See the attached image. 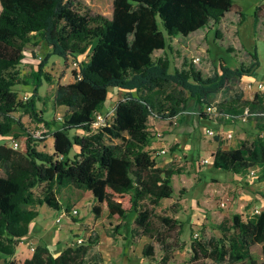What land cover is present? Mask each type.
I'll list each match as a JSON object with an SVG mask.
<instances>
[{"label": "trees", "instance_id": "trees-1", "mask_svg": "<svg viewBox=\"0 0 264 264\" xmlns=\"http://www.w3.org/2000/svg\"><path fill=\"white\" fill-rule=\"evenodd\" d=\"M233 7V0H113L108 16L92 12L79 0H0V135L12 132L14 125L23 126L12 114L19 107L44 121L38 117L35 99L43 80H52L43 70L50 56L76 63L71 70L73 81L57 83L54 91L55 105L66 110L52 132V152L37 149L26 129L24 134H13L14 139L20 138L19 148L8 141L0 143V259L4 264H16V246L30 233V222L38 215L33 207L46 204L62 209L54 189L67 184L91 192L96 217L106 215L124 224L129 218V232L156 239L154 207L172 197V177L179 170L159 166L151 155L149 118L173 120L186 105V92L199 103H208L234 77L250 76L257 61L254 55L249 66L221 65L219 73L204 76L193 66L171 69L166 55H153L170 49L177 35L188 36L210 22L220 23ZM261 10L264 3L255 9V25ZM237 14L243 20V12ZM35 39L49 50L30 76L21 77L16 67L25 57L26 45ZM31 83L32 96L22 102L14 86ZM111 88L125 94L114 106L111 122L94 128L95 114ZM242 101V107L264 112V93ZM231 109L225 112L242 111ZM263 131L264 123L249 143L227 149L217 146L212 166L236 174L256 168L259 181L264 182ZM39 186L41 196L33 190ZM157 218L168 229L181 225L176 218ZM217 227L219 238L191 241L193 259L258 264L250 249L261 244L264 256V210L246 218L233 213ZM91 243L67 245L57 254L49 244L39 243L20 264H86ZM153 252L151 242L142 248L145 256Z\"/></svg>", "mask_w": 264, "mask_h": 264}, {"label": "rangeland", "instance_id": "rangeland-1", "mask_svg": "<svg viewBox=\"0 0 264 264\" xmlns=\"http://www.w3.org/2000/svg\"><path fill=\"white\" fill-rule=\"evenodd\" d=\"M79 1L92 12L111 15L113 0ZM262 1L233 0V10L227 12V16L220 23L210 22L205 28L188 36L177 35L170 41L171 48L154 52V58L166 55L170 59L171 69L193 66L204 76H212L220 72L221 65L231 69L242 65L249 66L255 61L256 55L257 64L254 65L250 76L234 77L224 89L208 98V101L222 112L233 106H241L243 93L246 91H252L253 94L264 93V10L259 11L258 25L254 22L255 9ZM237 8L243 12V20H240L236 13ZM48 50V46L38 39L27 44L25 57L16 67L20 76H30ZM195 56L200 59H194ZM82 59L86 57L83 56ZM74 67L70 60L66 64L58 55L50 56L43 70L49 73L52 80H43L35 99L38 117L44 121H39L19 107L12 114L23 126L14 125L12 132L0 135V143L8 141L10 144L15 140V132L24 134L28 131L35 134L32 139L37 149L52 152V132L60 126L61 117L66 110L65 106L55 105L54 91L57 83H68L74 79L71 72ZM257 82L263 84L262 89H257ZM14 88L22 102L31 98L32 83L19 84ZM170 90L171 88L167 92ZM124 94L123 90L109 89L107 98L98 111L108 118L107 122L112 120L114 106ZM239 94H242L240 99H234ZM248 94H245L246 98ZM24 96L27 99H24ZM185 96L186 105L176 119L169 120L155 115L148 121V128L152 133V141L148 147L151 155L159 166L179 170V173L172 177V197L162 199L154 207L153 225L156 239L129 232L128 229L132 227L129 218L124 224L117 223L106 215L102 218L96 217L92 211L94 202L91 192L67 184L56 186L54 189L62 209H53L46 204L33 207L38 215L30 222V233L16 246V252L28 251L29 247L36 246L37 243H47L51 244L52 251L57 254L78 236L82 237L84 242L92 240L86 264H234L228 260L219 263L209 258L193 259L191 241L197 238L207 242L219 238L221 232L217 227L218 223L231 218L233 213L240 212L246 218L252 213L258 214L264 210V182L259 181L258 170L254 176L236 174L214 168L210 160L217 146L227 149L238 147L242 142H251L259 132L260 124L264 123V118H251L242 122L218 116L215 119L206 115L200 116L203 105L190 97L188 92ZM45 121L51 124L50 127ZM209 129L213 130L217 137L208 135ZM227 131L233 134L230 139L223 138ZM74 132L82 133L80 130L71 131ZM262 134L264 135V131ZM16 140L20 142V138ZM162 148L166 150L163 154L159 153ZM74 151L75 149L71 150L70 156ZM203 159L209 161L204 162ZM33 190L35 195H42L40 186ZM75 208L78 213L72 216L71 210ZM256 208L258 212L255 211ZM62 211H65L67 217L57 222L56 218ZM157 215L176 218L181 225L168 229ZM33 239L37 241L29 244ZM148 242L154 247L151 256L142 253L143 246ZM250 251L258 264H264L261 244L253 245ZM23 256L22 253L18 256L15 254L14 262L21 263ZM4 262L1 258L0 264Z\"/></svg>", "mask_w": 264, "mask_h": 264}, {"label": "built area", "instance_id": "built-area-1", "mask_svg": "<svg viewBox=\"0 0 264 264\" xmlns=\"http://www.w3.org/2000/svg\"><path fill=\"white\" fill-rule=\"evenodd\" d=\"M194 59L199 60L200 57L195 56ZM73 64H74V66L76 65V63H73ZM247 86L251 87V85H247ZM256 87H257V89H262L263 84L259 82V83H257ZM24 99H27V98L24 96ZM202 105H203V108L200 112V116L206 115V116H209L210 118H214V119L218 116V117H223L226 120H240L242 122H247V120L249 118H264V112L259 111V110H252L247 105L243 106L242 111L238 112V113L222 112V111L218 110L217 106L211 102L204 103ZM177 116L174 119H176ZM107 119L108 118L106 116H102L100 113H96L95 118H94V122H93V127L99 128V127L104 126V125L108 124L109 122H111V121L107 122ZM262 122H264V121H262ZM207 133L210 136H217V134L211 129L207 130ZM33 135H35V134L32 132V137H33ZM157 135H160V133H157ZM232 136H233L232 132L227 131L225 133V135L223 136V138L230 139ZM40 137H41V135H40ZM9 145L14 147V148H19V141H17L16 139L12 140ZM165 152H166V150L163 148L159 151V153H161V154H163ZM210 160L212 162V160H213L212 155L210 156ZM202 161L208 162L209 159H203ZM256 170H257L256 168L249 169L248 176H254L256 174ZM255 211L258 212L259 210L256 208ZM71 213H72L71 214L72 216H75L78 213V210L75 208V209L71 210ZM65 217H67L66 213H65V211H62L57 216L56 221L59 222V221H61V219L65 218ZM80 243H83V238L76 236L70 245L73 246V245L80 244ZM30 249H31V251H33L34 246H31ZM111 264H113V263H111Z\"/></svg>", "mask_w": 264, "mask_h": 264}, {"label": "crops", "instance_id": "crops-1", "mask_svg": "<svg viewBox=\"0 0 264 264\" xmlns=\"http://www.w3.org/2000/svg\"><path fill=\"white\" fill-rule=\"evenodd\" d=\"M263 2H264V0H263L260 4H262ZM260 4H259V5H260ZM240 11H241V9H240V8H237L236 13H237V12H240ZM226 16H227V14L225 15V17H226ZM225 17H224V18H225ZM239 21H240V20H239ZM252 72H253V70H252ZM245 77H246V76H245ZM72 81H73V80H72ZM257 83H259V82H257ZM247 93H249V94H248V95H249L248 98L245 97V94H247ZM255 93H256V92H255ZM255 93L253 94L252 91H251V92L246 91V93H243V97H244V99H246V100H252L253 97H254V95H255ZM233 104H234V103H233ZM241 108H242V105L239 106V107H235V106H233L232 109L240 110ZM232 109H231V110H232ZM249 119H251V118H249ZM249 119H248V120H249ZM252 119L258 120V119H261V118H252ZM92 199H93V198H92ZM117 223H119V222H117ZM128 230H129V229H128ZM57 237H60V236H57ZM36 241H37V239L30 240V241H29V244H30V242H31V243H34V242H36ZM52 243H55V242H52ZM37 244H39V243H37ZM37 244H36V245H37ZM49 245L51 246V244H49ZM65 246H66V245H65ZM34 247H35V246H34ZM61 248H62V247H61ZM30 251H31V249H30V247H29V250H28V251H21V252H19V253H22V255H24V256H23V260H24L25 258L31 257L32 252H30ZM19 253L16 252V253H15L16 256H18ZM23 260H22V261H23ZM19 264H20V263H19Z\"/></svg>", "mask_w": 264, "mask_h": 264}]
</instances>
